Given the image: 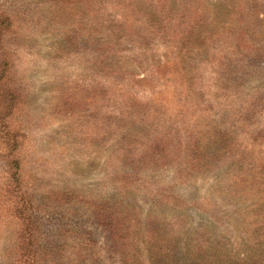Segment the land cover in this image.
<instances>
[{
    "label": "trees",
    "instance_id": "1",
    "mask_svg": "<svg viewBox=\"0 0 264 264\" xmlns=\"http://www.w3.org/2000/svg\"><path fill=\"white\" fill-rule=\"evenodd\" d=\"M71 2L42 0L39 2L41 7L24 11L27 13L8 11L0 6V144L11 150L18 149L24 142L26 136L19 131L30 122V109L22 107L27 106L22 91L13 85L19 79L14 71L20 48L18 41L28 38L22 34L23 31H40L52 13ZM140 2L146 4V10L137 7ZM194 2L95 0L88 11L91 23L73 28L66 39V50L59 52L63 54H55L49 59L50 68L58 71L57 64L75 56L85 66L81 69L83 75L77 80L97 83L95 87L90 85L92 89L89 92L81 86L87 96L75 97L72 93L78 87L69 81V76H64L67 80L58 82L54 89L51 107L54 120L65 122L70 126L71 133L79 136L84 134L81 131L95 128L96 115L93 111L98 110L102 118L98 134L100 144L107 153V166L112 168L111 181L120 186L125 194L140 192L148 184L146 189L155 202L154 206L184 213L180 218L185 217L189 205L157 188L155 179L161 175L160 172L171 170L176 178L189 181L227 170L229 178L226 180L231 182L230 188L242 184L244 187L239 194H244L257 190L261 192L262 183L257 171L264 168V50L250 47L249 57L239 58L236 54L225 52L233 50L228 39L207 44L212 42L214 35H207L209 23L204 21ZM234 5L238 25H244V18H251L258 27L264 25V0H234ZM243 41L247 43L245 38ZM152 48H165L167 52L162 57H154ZM171 58L178 60L180 73H177L189 87L191 96L207 95L210 98L205 102L208 103L216 98L221 113L231 115L225 123L230 122L229 129L209 127L208 130L198 131L197 125L188 123L183 128L178 125L173 128L167 123L162 124L160 116H155L160 112L146 102L148 97L142 99L139 91L145 93V88L149 86L153 90L162 87L165 69ZM124 63L141 65L138 68L145 73L144 77L140 78L137 70L123 66ZM202 66L204 70H210L206 80L204 75L197 74V69L201 70ZM192 69H195L194 74ZM250 70L259 74L261 84L253 92L245 93V76H240ZM112 87L116 93L120 92L114 97L115 101L111 99ZM98 103L102 104V110ZM159 107H164L162 102ZM205 111L212 112V107ZM257 116L263 125L257 121ZM93 215L96 222L109 231V251L115 255L119 253L121 258L99 257L101 251H98L96 242L87 237L90 234L76 232L74 244H77V249L74 245V253L66 259L67 264L263 262L257 248L253 249L257 254L247 253L238 263L233 262L229 254L223 252V245L215 241L210 231L212 228L202 226L191 230L183 254L179 242L189 229L187 221L180 218L177 221L181 229H175L156 215H150L144 223L132 215L121 213L118 217L115 211L110 214L101 208ZM21 238V245L17 248L19 252L29 249L33 254L27 257L23 253L14 260L16 264H64L63 248L53 252L54 247L46 246L34 251L25 237ZM128 250L137 255L130 256Z\"/></svg>",
    "mask_w": 264,
    "mask_h": 264
},
{
    "label": "rangeland",
    "instance_id": "2",
    "mask_svg": "<svg viewBox=\"0 0 264 264\" xmlns=\"http://www.w3.org/2000/svg\"><path fill=\"white\" fill-rule=\"evenodd\" d=\"M41 1L0 0V6L8 11L27 13L24 11L41 7ZM193 1L204 21L209 23L207 35H214L212 42L207 44L221 43L223 39H228L233 50L225 52L236 54L239 58L249 57L250 47L264 50V25L256 26L251 18H244V25H238L234 16V0H189L190 3ZM94 2L95 0H72L68 6L52 13L40 31H23L22 34L28 38L18 41L20 48L14 71L19 79L13 85L22 91V98L27 103V106L22 107L30 109V122L25 129L19 131L20 134H25L26 141L18 149L11 150L0 144V264H16L14 260L23 253L27 257L32 256L29 249L22 252L17 249L21 245L19 242L22 236L34 251L46 246L54 247L53 252L58 251L59 247L63 248L61 254L65 258L64 264H67L66 259L74 253L75 247L77 249V244H74L76 232L90 234L87 237L93 239L98 251H101L99 257L120 259L119 253L115 255L113 251H109L111 240L107 227L94 219L93 212H99L100 208L110 214L115 211L118 217L121 213L124 216L132 215L143 223L150 215H156L159 219H165L164 222L172 228L175 226V229H181L177 219L184 213L155 207V202L146 189L148 184L140 192L125 194L120 186L111 181L112 168L107 166V153L100 144L98 134L99 120H102L98 110L93 111L97 123L95 128L89 127L81 131L84 134L79 136L71 133L70 126L65 122L54 120L51 110L54 89L58 82L67 80L64 76H69V81L78 87L72 93L75 97H86L88 93L85 94L84 90L89 92L91 84L93 87L97 85L96 82L84 83L77 80L83 75L81 69L85 66L75 56L57 64L58 71L49 66L50 57L62 49L66 50V39L70 31L91 23L88 11ZM145 5L140 2L137 7L146 10ZM108 11L111 12L112 8L109 7ZM166 52L165 48H152L154 57H162ZM177 63L178 60L172 59L166 66L162 87L153 90L149 86L145 88V93L139 91L142 99L148 97L146 102L154 105L160 112L155 116H160L162 124L167 123V126L173 128L176 125L183 128L188 123L191 126L197 125L198 131L208 130L209 127L216 130L229 129L230 122L225 123L231 115L221 113L216 98L208 103L205 102L210 98L207 95L191 96L189 87L178 74L180 67ZM123 66L137 70L141 74L140 78L144 77L145 73L138 68L141 65L124 63ZM204 68H198L197 74L202 77L204 75L206 80L210 70L206 71ZM195 69H192L193 74ZM242 76H245V93L253 92L261 84L259 74L252 70L245 71L240 77ZM198 81L197 78L196 82ZM112 89L111 99L115 101L114 97L120 92L116 93L114 87ZM161 102L163 108L159 107ZM97 106L102 110V104L98 103ZM209 106L212 107V112L205 111ZM62 119L65 120L64 117ZM256 119L263 125L259 116ZM76 121L77 118L74 122ZM16 125L18 129V123ZM160 174L155 179L157 188L189 205L185 217L180 218L187 221L189 229L179 242L183 254L191 230L202 226L212 228L210 231L215 241L223 245V252L229 254L233 262L238 263L247 253L257 254L253 251L257 248L264 264V168L257 171L262 183L261 192L257 190L244 194H239L244 187L242 184L230 188L231 182L226 180L229 178L227 170L189 181L176 178L171 170ZM82 238L85 239L86 236ZM129 242L132 243L131 240ZM127 252L130 256L137 255L132 250Z\"/></svg>",
    "mask_w": 264,
    "mask_h": 264
}]
</instances>
